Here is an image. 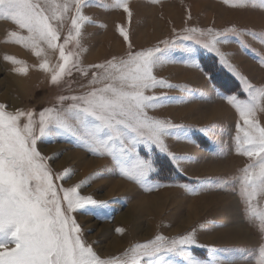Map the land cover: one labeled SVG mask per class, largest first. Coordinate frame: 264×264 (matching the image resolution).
<instances>
[{
	"label": "rangeland",
	"instance_id": "obj_1",
	"mask_svg": "<svg viewBox=\"0 0 264 264\" xmlns=\"http://www.w3.org/2000/svg\"><path fill=\"white\" fill-rule=\"evenodd\" d=\"M56 2L69 5L57 44H64L72 33L74 38L65 45V52L73 54L78 67H72L71 74L54 85L52 73L40 64L46 60L52 68L60 63L59 49L44 45L45 52L37 57L31 47L9 35L16 31L27 36V31L0 19V105L9 113L31 111L38 121L44 109L61 107V96L84 95L108 83H92L94 75L102 77L105 72L94 66L119 64L129 51L163 47L162 41L178 35L210 40L209 30L225 33L218 48L228 64L254 88H264V65L260 63L264 58V8L259 0H88L82 9L87 19L81 22L79 36L71 26L75 16L72 0ZM122 4H127L130 16ZM121 28L128 33V41L120 34ZM182 43L190 47L191 55L180 48L169 50L153 69L157 79L172 87H156L145 94L167 98L163 106L148 110L150 116L187 128L186 137L165 138L169 151L185 159L177 164L154 147L150 152L141 148V154L150 157L157 169L141 185L122 177L110 157L90 154L71 136L42 137L37 150L46 158L58 187L81 185V195L107 203V208L92 214L72 213L83 241L100 259L125 257L137 243L157 235L172 239L195 233L204 248L193 247L191 252L201 261L209 259L208 249H216L215 256L223 264H258L264 248V224L258 215L264 212V194L251 197V208L247 195L241 194L243 170L254 161L236 152L235 137L243 136L237 125L243 129L244 124L224 99L236 94L247 100L244 83L194 40ZM19 68L27 71L18 72ZM71 103L65 100L62 106ZM256 119L264 126V112H258ZM25 122L22 118L21 123ZM65 172L68 175L63 180L55 179ZM97 175L99 178L90 179ZM118 184L123 187L115 190ZM139 223L140 230L136 229ZM235 231L246 239L236 238ZM171 259L182 264L178 257Z\"/></svg>",
	"mask_w": 264,
	"mask_h": 264
},
{
	"label": "snow or ice",
	"instance_id": "obj_2",
	"mask_svg": "<svg viewBox=\"0 0 264 264\" xmlns=\"http://www.w3.org/2000/svg\"><path fill=\"white\" fill-rule=\"evenodd\" d=\"M72 2L75 16L71 26L79 36L81 22L87 19L82 15V9L88 0ZM259 2L264 8V0ZM121 6L130 16L127 4ZM68 10L67 3L60 4L56 0H0V19L8 20L28 33L27 36L16 31L9 33L15 42L31 47L37 57L45 52L44 45L48 49H59L60 63L52 68L46 60L40 64L41 69L52 73L54 85L64 75H70L72 67H78L73 54L65 52V45L74 38L72 33L65 38L64 44H57L59 29ZM120 34L128 41V33L123 28ZM209 35L210 40L178 35L176 39L162 41L163 47L129 51L127 59L119 64L109 62L107 66H94L104 68L105 72L102 77L94 75L92 83H108L84 95L61 96V107L44 109L38 114V121L31 111L9 113L4 105H0V264H175L171 257L180 258L182 264H223L215 256L216 249H208L210 256L206 261L192 254L193 247L204 248L197 242L195 233L172 239L157 235L146 243H137L125 257L100 259L83 241L81 227L72 213L92 214L96 209L107 208V203L81 195L78 191L81 185L67 189L58 187L46 158L37 150V141L42 137L71 136L90 154L110 157L122 177L141 185L157 171L154 161L141 154V148L150 152L154 147L178 164L185 158L172 154L165 138L186 137L188 130L169 120L150 116L148 110L163 106L167 98L145 93L156 87H172L165 80L157 79L153 69L162 63L164 57L161 54L169 50L180 48L191 55L190 47H185L182 41L194 40L204 50L214 53L222 66L244 83L247 100L239 99L236 94L224 99L244 124L243 129L237 125V131H243V136L235 137L236 152L254 161L243 170L241 185V194L247 195L246 203L251 208V197L257 192L264 194V126L256 119L258 112H264L261 103L264 88H254L228 64L218 48L225 33L209 30ZM260 63L264 65V58ZM16 70L27 71L26 68ZM65 100L72 102L66 108L62 106ZM22 118L25 123H21ZM67 175L65 172L55 179L63 180ZM93 178L99 176L90 179ZM258 215L264 224V212ZM258 264H264V248L260 250Z\"/></svg>",
	"mask_w": 264,
	"mask_h": 264
},
{
	"label": "bare ground",
	"instance_id": "obj_3",
	"mask_svg": "<svg viewBox=\"0 0 264 264\" xmlns=\"http://www.w3.org/2000/svg\"><path fill=\"white\" fill-rule=\"evenodd\" d=\"M78 155V154H77ZM84 160V159H83ZM101 162H99V164H100ZM91 166V165H90ZM121 187H123V185L122 184H118V185H116V186H114V189L115 190H119V189H121ZM144 207H146V205L144 206ZM138 208V210H141L142 209V207H141V205H139V207H137ZM138 216V215H137ZM137 218V217H136ZM140 224V225H139ZM138 224V226H136L137 228L136 229H138V230H140V228H141V223H139ZM241 230V229H240ZM241 232H239V231H235V234H234V236L236 237V238H243V239H246V237H245V235L243 234V233H241Z\"/></svg>",
	"mask_w": 264,
	"mask_h": 264
}]
</instances>
